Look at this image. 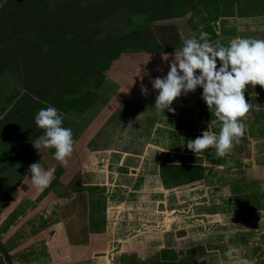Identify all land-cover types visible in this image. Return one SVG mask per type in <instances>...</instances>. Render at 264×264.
Here are the masks:
<instances>
[{
	"label": "crops",
	"instance_id": "crops-1",
	"mask_svg": "<svg viewBox=\"0 0 264 264\" xmlns=\"http://www.w3.org/2000/svg\"><path fill=\"white\" fill-rule=\"evenodd\" d=\"M223 16L221 45L264 39V18ZM147 89L114 153L76 152L53 177L59 189L39 203L25 191L0 213V264H264V88H246V131L225 156L186 148L216 120L201 88L159 113ZM176 166L201 168L203 180L175 177Z\"/></svg>",
	"mask_w": 264,
	"mask_h": 264
},
{
	"label": "trees",
	"instance_id": "trees-1",
	"mask_svg": "<svg viewBox=\"0 0 264 264\" xmlns=\"http://www.w3.org/2000/svg\"><path fill=\"white\" fill-rule=\"evenodd\" d=\"M2 1L0 0V20L9 21L14 27L13 33L6 32L7 35H0L2 60L0 71L2 73L8 71L13 79L22 82L23 89L27 91L24 99L31 104L29 109L20 112L19 119L6 118L0 123V135L4 134L1 138L5 140H9L14 134L18 135L16 133L22 124L24 128L32 123L37 127L35 116L43 108L55 107L62 116L70 112L80 114L88 111L99 101L91 88L116 62H120L123 54L129 53L131 58H136V53H141L142 60L158 52L171 55L179 39L184 41L190 38V35H183L179 24L172 23L175 28L169 29L172 30L169 32L170 42L163 48L158 38H153L146 32L151 29L149 25H143L131 33L118 35L106 33L104 25L96 22L104 18L109 19L112 13H117L120 9L126 8V12H131L137 7L143 14L152 16V23L176 20L185 17L195 2V0H100L98 8L93 9L89 6L86 15H80L81 12L78 11L74 17L62 5L51 11L46 0H34L35 7L28 14L14 1L12 4L7 1L2 4ZM212 1L214 2L200 0L209 11L208 20H211L202 32L209 33L210 42L216 45L219 37L215 24L220 12L216 7L219 1ZM212 7L216 8V17L210 11ZM76 8L81 7L76 5ZM46 15L61 21V24L59 21L52 23V20L43 23L42 18ZM79 23L82 26L77 29ZM2 27L8 29L9 25L4 24ZM142 29L145 32H141ZM40 87L41 90H36ZM37 97H40V101L35 99ZM38 130L41 135L44 134L43 129L38 127ZM21 141L22 138L17 136L19 145L23 144ZM174 174L177 178L178 175L185 176L184 178L187 177L190 182L203 180L199 167L176 166Z\"/></svg>",
	"mask_w": 264,
	"mask_h": 264
},
{
	"label": "rangeland",
	"instance_id": "rangeland-1",
	"mask_svg": "<svg viewBox=\"0 0 264 264\" xmlns=\"http://www.w3.org/2000/svg\"><path fill=\"white\" fill-rule=\"evenodd\" d=\"M6 1L11 4L13 1L15 4H19L26 14L35 7L34 0H3L2 4ZM46 1L51 11H54L56 6L62 5L68 13L76 17L75 14H78V11L81 12L80 15H86L85 13H87L89 6L93 9L98 8V1L100 0ZM218 1L219 3L216 7L217 10L219 9L220 16L215 24L217 33H219L218 23L220 22L222 14H224L223 17H228L223 19L226 23H229V18L235 15L249 20L264 18V0ZM213 2L214 1L210 0V3ZM76 5L81 7L82 10H79L81 8L75 9ZM189 5L190 2L188 1L187 6ZM210 11L212 15L216 17V8L212 7ZM52 13L53 12L50 14L51 16ZM50 15L43 17L42 22L48 23L52 20V23H56L59 21L51 18ZM207 17H209V11L205 9V5L201 4L200 0H195L188 14L176 20H165L152 23V16L143 14L142 10L137 7L131 12H126V8L120 9L117 13H112L109 19L104 18V20H100L96 23L104 25L103 27L106 29H104L106 33H115L118 35L131 33L139 30L143 25H149L151 29L146 30V32H149V35L153 36V38H158L160 45L165 48L167 43L170 42L169 32L171 33L172 30L169 29L174 27L172 23L179 24V28H181L183 35H190V38L193 36L199 38L202 29L210 24L211 20H208L210 17ZM58 23L61 24V21ZM4 24L9 25V28L4 29V27H2ZM81 26L82 24H77V29ZM13 27L14 25L11 26L9 21L6 20V22H4L0 20V35H7L6 32L13 33ZM141 32H145L144 29H142ZM182 41L183 40L179 39L178 44H176L175 48L172 50L173 53L176 49L183 47ZM219 45H221V42L218 39V43L213 46ZM140 54L136 53V58H131L129 53L123 54L120 62H116L113 68L107 71L103 78L93 85L91 90L95 93V97L99 99V101L92 108L84 113L79 114L70 112L66 116H63V126L72 129L73 138L75 140L72 155L78 151H84L88 146H90L91 152H98L99 148H102L105 153H114L115 150H113V148H115L117 143L115 139H117L119 134V131H117L118 127L122 122H125L124 119L136 121L138 114H140L139 111L141 110H138L136 104L138 101L144 99L145 95L151 90L147 89V86L150 87L152 85V79L167 75L170 70V63L174 58L172 54L168 55V53L163 54L158 52L156 55H150L147 59L142 60L140 59ZM165 55L169 57L167 61L164 60ZM1 61L0 58V62ZM52 79L54 78L52 77ZM142 88L147 89L146 94L142 91ZM45 89L46 87L44 90ZM36 90H41V87L39 89L36 88ZM140 91L142 94H138ZM26 92L27 91L23 89L22 82H17L13 79L11 73L8 71L2 73L0 71V123L6 120V118L10 120L13 118L19 119L20 112L29 109L31 104L24 99ZM35 99L39 100L40 97ZM109 118H111V120ZM28 129L31 130L29 131ZM126 132L127 130H125V134ZM133 133L134 132H128L130 135L126 137L128 138L126 139L128 140L127 145L134 142L132 138L134 136ZM16 134L18 135L14 134L10 136L9 140L1 138L4 134L0 135V213L6 212V208L12 200L17 199V202H19L25 191L33 198V203L35 200L39 203L40 198H44L49 192L59 189L60 185L57 179H52L48 188L39 191L32 184L31 179L26 178V176H30V166L38 162H41L45 170L53 169V177L55 175L58 177V174L62 173L60 162L54 158L55 149L41 148L39 152L34 147V143L37 142L41 136L38 126L35 127L34 123H32L24 128L22 124L20 130ZM17 136L22 138L23 141L21 142H23V144L19 145V143H17ZM89 139L92 140L88 145ZM103 161L105 162L106 160L104 159ZM178 177L182 179L185 176L178 175ZM30 197L28 196V198ZM26 210L28 211V209Z\"/></svg>",
	"mask_w": 264,
	"mask_h": 264
},
{
	"label": "clouds",
	"instance_id": "clouds-1",
	"mask_svg": "<svg viewBox=\"0 0 264 264\" xmlns=\"http://www.w3.org/2000/svg\"><path fill=\"white\" fill-rule=\"evenodd\" d=\"M170 70L164 77L151 80L156 96V112L174 111L172 103L182 94L201 88L202 99L214 111L220 122L218 134L212 131L216 120L208 123V130L194 140H187L186 148L196 155L214 148L219 156L230 153L234 143L243 137L246 126L243 118L251 104L245 99L248 86L264 88V39L236 37L227 46H213L207 32L199 38L193 36L183 41V47L172 54ZM168 55L164 60H168ZM219 62V66H218ZM147 92L146 88H142ZM64 117L52 106L43 108L35 116L36 125L44 130L34 147L55 149L54 158L67 164L74 151L75 140L71 128L63 126ZM53 169L45 170L41 162L29 168L32 184L39 191L48 188L53 179ZM235 249L229 248L231 256Z\"/></svg>",
	"mask_w": 264,
	"mask_h": 264
}]
</instances>
